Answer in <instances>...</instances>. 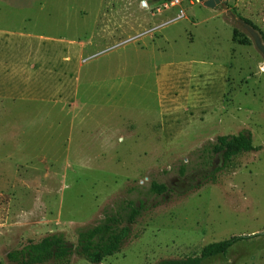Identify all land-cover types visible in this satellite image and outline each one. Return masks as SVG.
I'll return each instance as SVG.
<instances>
[{"label":"rangeland","instance_id":"obj_1","mask_svg":"<svg viewBox=\"0 0 264 264\" xmlns=\"http://www.w3.org/2000/svg\"><path fill=\"white\" fill-rule=\"evenodd\" d=\"M171 1L0 0V264L47 234L75 244L128 201L140 214L100 264L231 236L248 237L200 264H264V59L227 15L235 0ZM240 131L261 148L218 171L219 155L200 157Z\"/></svg>","mask_w":264,"mask_h":264},{"label":"trees","instance_id":"obj_2","mask_svg":"<svg viewBox=\"0 0 264 264\" xmlns=\"http://www.w3.org/2000/svg\"><path fill=\"white\" fill-rule=\"evenodd\" d=\"M234 16L250 25L260 36L264 43V33L249 19L239 15L234 7ZM238 36L233 32V37ZM240 44H247L244 39L237 40ZM254 146L251 134L248 131H240L237 134L218 135L215 140L207 143L200 150V157L204 154H216L222 158V163L214 170H222L229 166L230 159L238 154L260 149ZM205 150V151H203ZM213 170V171H214ZM184 167L179 169L183 174ZM213 171L200 175L201 178H208ZM168 187L163 183L152 182L150 191L160 195L166 192ZM111 212H106L104 217L93 225L82 226L76 229V243L68 242L62 234L51 233L43 236L36 242H28L20 249L9 251L6 258L15 264H43L52 262L54 264H68L71 255L75 252L81 255L91 264H100L107 256H111L120 250L123 240L129 234L131 224L140 214V207L132 201L127 205L118 203ZM248 236H231L229 238L213 241L206 244L196 256L181 259H166L155 264H200L205 258L224 254L235 242Z\"/></svg>","mask_w":264,"mask_h":264},{"label":"crops","instance_id":"obj_3","mask_svg":"<svg viewBox=\"0 0 264 264\" xmlns=\"http://www.w3.org/2000/svg\"><path fill=\"white\" fill-rule=\"evenodd\" d=\"M234 7L238 14L251 22L256 20L254 24L264 33V0H235Z\"/></svg>","mask_w":264,"mask_h":264},{"label":"water","instance_id":"obj_4","mask_svg":"<svg viewBox=\"0 0 264 264\" xmlns=\"http://www.w3.org/2000/svg\"><path fill=\"white\" fill-rule=\"evenodd\" d=\"M199 2L203 3L205 6L213 8L216 5H218L221 0H198ZM227 15L234 20L237 24L240 25V27L249 35V37L252 39L253 44L255 48L260 52L264 59V43L262 42L259 34L246 22H244L241 19H238L234 16L232 13H227ZM197 173L206 174L205 170H198ZM194 175H190L188 178H192ZM184 187L188 188L189 185L184 183ZM255 235V234H253Z\"/></svg>","mask_w":264,"mask_h":264},{"label":"built area","instance_id":"obj_5","mask_svg":"<svg viewBox=\"0 0 264 264\" xmlns=\"http://www.w3.org/2000/svg\"><path fill=\"white\" fill-rule=\"evenodd\" d=\"M176 1H177V0H172L170 3L173 4V3H175Z\"/></svg>","mask_w":264,"mask_h":264},{"label":"flooded vegetation","instance_id":"obj_6","mask_svg":"<svg viewBox=\"0 0 264 264\" xmlns=\"http://www.w3.org/2000/svg\"><path fill=\"white\" fill-rule=\"evenodd\" d=\"M181 181V180H180ZM182 182V181H181ZM182 184H184V182H182ZM186 184H188V185H190L189 183H186Z\"/></svg>","mask_w":264,"mask_h":264}]
</instances>
